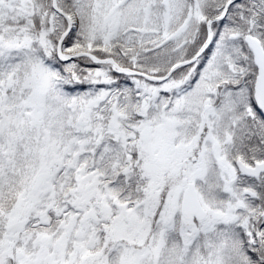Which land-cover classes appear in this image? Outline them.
<instances>
[{
    "label": "snow or ice",
    "instance_id": "obj_1",
    "mask_svg": "<svg viewBox=\"0 0 264 264\" xmlns=\"http://www.w3.org/2000/svg\"><path fill=\"white\" fill-rule=\"evenodd\" d=\"M0 264H264V0H0Z\"/></svg>",
    "mask_w": 264,
    "mask_h": 264
}]
</instances>
